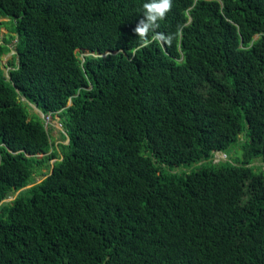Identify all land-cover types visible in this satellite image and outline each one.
Wrapping results in <instances>:
<instances>
[{"label": "trees", "instance_id": "16d2710c", "mask_svg": "<svg viewBox=\"0 0 264 264\" xmlns=\"http://www.w3.org/2000/svg\"><path fill=\"white\" fill-rule=\"evenodd\" d=\"M145 2L0 0V264H264V0Z\"/></svg>", "mask_w": 264, "mask_h": 264}, {"label": "rangeland", "instance_id": "374dc122", "mask_svg": "<svg viewBox=\"0 0 264 264\" xmlns=\"http://www.w3.org/2000/svg\"><path fill=\"white\" fill-rule=\"evenodd\" d=\"M4 21H8V18H3V17H0V42H3L4 41V38H7L9 36V34L13 33L11 32V22L8 21L6 22V24H3L1 22H4ZM15 34V33H13ZM257 37V36H256ZM8 45L10 47V51L7 52L6 54L2 55L1 56V67L5 73V75H7L8 73V70L11 68V65H10V61H16V58L13 56L15 53H16V50H15V45H16V38H13L12 40H10V42H8ZM79 57L81 59H83L84 55L88 54L87 52H79ZM23 100V99H22ZM27 107V110L29 111V113L32 115V114H36L38 115L40 118H43V115L40 111V109L36 110L35 109V105L34 104H31L29 102H26L24 103ZM44 120L46 121L47 118L44 117ZM49 129V136H50V140L52 142V145H53V148H56V150H58V153L61 152V149L59 147V144L60 143H66L67 142V136H66V139L63 138V134H65L63 131H64V128L60 122V118L56 115L55 117H51L50 118V122H48L46 124ZM243 140V136L240 135L239 136V142H241ZM43 154H39V156H42ZM236 156H240V149H239V144H237L234 148V150L229 154V155H225L223 152H220V151H214V155H213V160L215 162L219 161V160H226L228 159L229 157L230 158H235ZM55 159H50L49 163L50 165H52V163L54 162ZM253 165H255L256 167H261L263 170H264V164H262V162L259 160V159H256L253 161L252 163ZM197 165L199 164H191L190 166L188 165L187 168H184V169H193L195 168ZM187 166V165H185ZM180 168H175V170H179ZM48 167H42L41 168V173H37V172H34L33 174V179L35 182H39L44 176L45 173H48ZM43 173V174H42ZM31 185V184H30ZM18 192H12L10 193V195H8L3 202H7V201H11L13 200V198L17 195Z\"/></svg>", "mask_w": 264, "mask_h": 264}, {"label": "clouds", "instance_id": "9594fccd", "mask_svg": "<svg viewBox=\"0 0 264 264\" xmlns=\"http://www.w3.org/2000/svg\"><path fill=\"white\" fill-rule=\"evenodd\" d=\"M171 7L172 0H147V2L144 3L143 8L146 10L145 15L147 16V21L141 20L140 24L135 29L143 43L147 44L149 42L147 35L152 28L156 26L154 22L158 19H163ZM161 41L169 40L165 37Z\"/></svg>", "mask_w": 264, "mask_h": 264}, {"label": "built area", "instance_id": "2783aa9c", "mask_svg": "<svg viewBox=\"0 0 264 264\" xmlns=\"http://www.w3.org/2000/svg\"><path fill=\"white\" fill-rule=\"evenodd\" d=\"M44 117L47 118L46 121L44 120L46 123L50 122V118H51V117H50L49 115H43V119H44Z\"/></svg>", "mask_w": 264, "mask_h": 264}, {"label": "water", "instance_id": "95a60500", "mask_svg": "<svg viewBox=\"0 0 264 264\" xmlns=\"http://www.w3.org/2000/svg\"><path fill=\"white\" fill-rule=\"evenodd\" d=\"M22 99H24V98H22ZM25 100V99H24ZM20 190H18L17 192H19ZM4 201V199L3 200H1V202L0 203H2Z\"/></svg>", "mask_w": 264, "mask_h": 264}, {"label": "crops", "instance_id": "0c3cea01", "mask_svg": "<svg viewBox=\"0 0 264 264\" xmlns=\"http://www.w3.org/2000/svg\"><path fill=\"white\" fill-rule=\"evenodd\" d=\"M35 109L38 110L36 106H35ZM41 113H42V112H41ZM42 115H43V113H42Z\"/></svg>", "mask_w": 264, "mask_h": 264}]
</instances>
